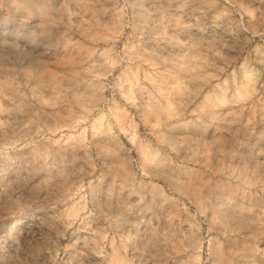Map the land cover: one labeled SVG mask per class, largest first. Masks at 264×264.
Returning <instances> with one entry per match:
<instances>
[{
    "label": "clouds",
    "instance_id": "1",
    "mask_svg": "<svg viewBox=\"0 0 264 264\" xmlns=\"http://www.w3.org/2000/svg\"><path fill=\"white\" fill-rule=\"evenodd\" d=\"M0 264H264V0H0Z\"/></svg>",
    "mask_w": 264,
    "mask_h": 264
}]
</instances>
